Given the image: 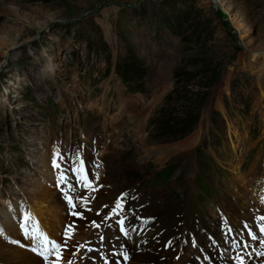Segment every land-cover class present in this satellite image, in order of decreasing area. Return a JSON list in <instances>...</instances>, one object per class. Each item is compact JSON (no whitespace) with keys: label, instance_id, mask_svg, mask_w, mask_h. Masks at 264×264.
I'll return each mask as SVG.
<instances>
[{"label":"rangeland","instance_id":"rangeland-1","mask_svg":"<svg viewBox=\"0 0 264 264\" xmlns=\"http://www.w3.org/2000/svg\"><path fill=\"white\" fill-rule=\"evenodd\" d=\"M189 8L211 18L214 30L210 44L224 65L219 80L207 91L196 127L181 138L163 140L152 120L173 89L171 72L180 56V44L164 29L162 20ZM129 50L146 67L142 89H129L116 70L121 60L128 59ZM125 107L144 114L140 122L146 120L144 125L137 128L133 122L126 123L129 116ZM112 124H126L127 128L116 142L112 140L105 149L99 146L95 156L91 151L98 149L97 134ZM87 137L90 142L85 145L93 144L84 152V156L90 152L83 159L88 173V162L116 149L107 171L118 194L112 202L120 199L124 206L130 198L142 195L136 205L147 204L134 206L131 214L136 215L151 207L149 200L162 191L166 197L160 193L152 206L163 209L165 219L179 213L177 221L186 209L177 212L178 206L185 203L187 237L205 218L200 233L204 227L206 234L199 238L196 249L188 248L189 255L193 250L198 258L203 255L197 253L200 246L213 241L207 231L210 219L223 226L224 236L237 242V230L211 205L221 204L218 199H231L229 211L252 223L250 212L243 217L239 200L235 203L231 195L236 198L235 194H241L239 185L245 189L249 180L257 192L264 189V0H0V223L5 222L6 230L13 219V210L6 212L9 203L17 206L18 213L24 212V205L30 212L33 204L40 208L47 203V190L58 187L62 170L53 166L51 154L63 167L66 163L68 175V167L71 170L74 166L68 159L72 154L81 155ZM55 142L62 147L53 148ZM186 162L193 165L189 169L193 178H188ZM166 167L174 169L171 175ZM158 172L164 175L159 177ZM193 181L194 192L189 187ZM182 186L187 200L180 191ZM92 207V215L98 213L94 202ZM114 212L113 216L119 217V207ZM24 215L16 221L23 222ZM30 219L34 223L31 228L49 243L52 235L41 227L42 217L31 211ZM54 220L48 217L43 222L52 229L59 218ZM160 222L156 239L169 235L167 230L158 232L167 225ZM67 229L61 232L65 234ZM174 233L172 239L180 242L181 233ZM4 237L0 240L6 246L19 248L15 237ZM74 237L68 234L67 239L77 240ZM18 239L24 241L20 235ZM57 240L65 247L72 245ZM38 241L42 251L49 248L52 258H57L52 246ZM23 243L30 245L27 240ZM181 255L178 262L192 256ZM1 263L6 264L0 259Z\"/></svg>","mask_w":264,"mask_h":264},{"label":"bare ground","instance_id":"bare-ground-1","mask_svg":"<svg viewBox=\"0 0 264 264\" xmlns=\"http://www.w3.org/2000/svg\"><path fill=\"white\" fill-rule=\"evenodd\" d=\"M126 111L128 113V116H129V118H127L128 120L126 123L129 124V123L133 122L134 125H136V126L137 125L141 126L142 124L144 125L146 120L144 122H142V124H140V122L145 118L144 114H142L143 116L138 114L137 112H135V110L132 107H127ZM209 112L210 111H207L208 114H209ZM149 114H150V112H149ZM126 128H127L126 124L121 126V127L115 126L114 124H112L110 126L109 125L105 126L103 131H100L96 136L95 142H97V145H98L97 147L100 146V147H103V149H105V147L108 144H110L112 142V140L114 142H116L117 138L120 135H122V133L124 132V130ZM137 128H139V126H137ZM134 131H135V129H134ZM135 132H137V131H135ZM112 149H114L113 152L109 153L111 150L107 151L106 153L102 152L103 155H101L100 157H95L97 155V153H96L94 156L95 158H93L94 161H96V162L90 161L87 164L86 168L89 167V173H88V170L84 168L85 173H86L85 177L82 178V176H81L80 178H78V180L80 182L85 181V180L87 182H90L93 180L94 183L86 186V183L82 182L83 186H85V189L82 188L81 190H78L74 187V183L71 179H67V180L65 178L60 179L59 180L60 183L57 184L58 185L57 188H56V186L54 187L52 185L55 189H49L45 192L46 196H45L44 200H46L47 203L45 202L42 205H40V208L38 205H36L38 203H35V204H33V206L30 207V212L35 211L37 215L42 217L41 227L47 228V230L52 235V239H50L48 245H46V246H51V242H55L56 244H58L57 239H60L62 237L56 235V232H59V230L61 228H63L66 223L71 224V225H72V223H74V226L72 225V228H74V230H73L74 235H76V236L82 235V234L88 235V237L92 239V240H90L91 243H94L95 245L103 244L102 242L97 243V242H93V241L98 240V234L97 233L100 232L101 230L106 235V229H103V225H100L99 227L92 229L90 227L92 224H90L89 222L91 220H95L96 223H99L102 221H103V223H106V222H108V218H107L108 213H111V211L113 210V208H112L113 207L112 197L116 195L117 189L114 186L113 181H110L111 178L107 172L108 167L111 164L113 154L116 152L115 147ZM91 152H93V150ZM194 153L195 152H193V156H194ZM59 155H61V151H59ZM59 155L56 158H59ZM86 155H90V152H87V154H85V156ZM84 157H83V159H84ZM106 159H107V161H106ZM54 162L56 163V161H54ZM54 162H53V164H54ZM188 163L189 162H186L187 165H188ZM191 167L193 168V165L189 164L188 165V174H187L188 178H193V176H194V172H189V169ZM103 168H105V169L103 170ZM193 171H194V169H193ZM55 175L57 177V174H55ZM60 175H61V177H64V174L62 171H61ZM96 176H97V179L94 180V177H96ZM247 177L250 178L249 176H247ZM81 178H82V180H81ZM57 179H58V177H57ZM232 180H234V179H232ZM63 182H65V184ZM223 182H225V181H223ZM226 182L230 183V181H226ZM251 182H252L251 180H249L247 182V184L245 185V189L240 184L239 190L242 193L241 194H235L236 198L234 197V195H231V196L234 198L235 203H237V200H239L237 206H238L239 211L241 212V215L244 217V216H246L247 212H250V214H251L250 220L252 222H255L254 221L255 217L259 218V216H264V189L261 190V192H257L256 189L252 188ZM62 184H64V185H62ZM70 185L73 188L70 187ZM183 187H185V186H182L180 188L181 189L180 191H181L182 195H184V200H187L189 198H187L185 196V193L182 189ZM189 187L192 190V192H194V189H195L194 181H193L192 185H190ZM160 193H162V191H157L155 200H149V206H151V207H149V208L147 207L146 210L140 211L141 213H137L136 215L131 214V217L128 220V222L131 224L133 222L132 221L133 218H137L138 216H144L142 218V220L137 221V222H133L136 224V226H134L135 228L131 230L133 236L135 234H138V235H140V237L132 238L131 241L128 239H121L120 237H118L117 241H115L116 240L115 238L113 240V241H115L114 243L117 245V247L125 248L130 253L131 260L128 264H135V263H138L140 261L144 262V264H205V261H207V258L211 262H213L215 260H221L222 264H241L240 257H239L240 254H239V250H238V248H240V246H237V242H235L233 240H229L226 236H224V230L222 229L223 226H221V224L214 223V221H212L211 219L209 220L210 221L209 224H207V226L208 225L210 226V227L208 226L209 228L207 231H208V234L210 235V237L213 238V241L210 242L208 244V246L205 244H204L205 245L204 247H203V244L200 246V247H202L201 250L203 252H200V249H198L199 251L196 250L197 253L199 254V256H201L203 254L199 258L195 253H193V250H192V254L190 251V254L192 255L191 256L192 259L187 258V260L185 259V261H184V258H182L183 260L181 259L178 262V260L174 256L175 253L172 254V251H168L169 253H167V251H165V249L162 246L157 245L155 242L156 236H157V229H158L157 221L158 222L161 221L160 217H161V215L164 214V210L159 208L157 205L152 206V204L157 201V198H158ZM73 195L75 197H78V198L81 197V198H83V200H92V203L94 202L95 206L98 209V213L94 211L95 213H94V215H92V212H93L92 211V203L90 205L91 207L89 205H85V206L89 207V211L82 210L79 206H77L75 204ZM162 195H164L166 197L165 194L162 193ZM140 196H142V195H140ZM139 197L133 199L131 204L132 203H135V204L139 203V200H138ZM146 197L148 198L147 195H146ZM63 199H65V200H63ZM63 201H64V203H63ZM69 201H71V203ZM169 201L176 203V201H173V200H169ZM229 201H231V199H227L226 202L222 201L221 199H218V202H222L220 204L221 207L220 206L219 207L224 211V212L222 211V213H221V214L224 213V215H223V217L225 216L224 219H226L229 222L230 226L232 228H234L235 231L237 230L236 231L237 237L240 235L238 240L242 241V243L245 245L246 249L248 250L246 252V257H245L246 264H264V243H262L260 240H256L255 245H253L252 241L255 239H253L252 237L254 234L251 231H249L246 226H244V224H243L244 222H243L242 217L239 218V217L235 216V214H233L234 211H233V213H231L229 211V208L231 207V204ZM35 205L39 209L35 208ZM216 206H218V205L214 204L212 206V210L215 209ZM183 208H186L184 210V214H185L188 211L187 206H185V203L180 204L178 206V209H177V206H176V208H173V209H177V212H179V210L183 209ZM14 211L15 210H13L14 217L11 221V226H8L9 229L6 230V234H9L10 232L18 231V228L16 225V222H17L16 220H17V218L19 219V217H18V214L16 215V212H14ZM59 211H63V214L62 215L58 214ZM30 212H29L28 217H30ZM235 212H237V211H235ZM46 215H48V216H46ZM78 215H81V216H78ZM48 217L55 218V220H57L59 218L58 223H56V222L53 223L52 229H50L51 227L48 226V224L43 222L45 219L47 220ZM236 217H237V220H236ZM7 218L10 219L11 216L8 215ZM178 218H179V213H178V217L175 218L176 221ZM74 221H76V222H74ZM167 221H168L167 222L168 225H170L172 223H174V224L176 223L175 220H174V222L172 220H167ZM141 222L143 223V227L138 226ZM207 222L208 221L206 220L203 223V225ZM25 223L26 222L24 219L22 222L24 227H26L28 225L31 228L32 225H34V223L31 221V219H28L27 223L26 224ZM3 224L6 227L5 222H3ZM161 224H163V223L160 222V225ZM168 225H164V229L169 231V233H170V229H169ZM18 227H21V225L18 224ZM14 228H16L17 230L15 229L16 231H13L12 229H14ZM203 228L204 227H202L203 232L198 234L197 241H200L201 239L199 240V238H202L206 234ZM221 229H222V231L220 233ZM25 231L26 232H24V234H22V237L24 238V241H26V240L29 241V243H30L29 246L25 245V243H23L24 241H20L18 239L19 235H17V234H16L17 236H15V238H16L15 240H16V243L19 245V248L13 246L14 244H10L7 241H6V243H8L9 245H11L13 247L6 246V244L1 242V240H0V259L2 261H4V263H6V264H58V262H59L60 264H87V259H85L84 261L79 260V261H77V263L70 262L73 259V258L71 259L70 256L75 254V250H70L71 248L69 250H67L65 252V256L62 255V257H60L59 260L57 258H52V254L50 255V257L52 259H47V258L45 259L47 251H42V250H44V247L42 246L41 242H39L38 240H35V237L30 236L28 234V230H25ZM158 232H160V231H158ZM26 233H27V235H26ZM246 235H247V238H245ZM143 236L150 237L151 241H149L147 239H146L147 240L146 241ZM254 236H256V235H254ZM88 237H85L86 239L83 240L84 243L87 242ZM153 237H155V240L152 239ZM9 238H12V237H9ZM82 238H84V237H82ZM133 239H135V240H133ZM42 241L45 243L44 239H42ZM215 241H216V245H214ZM70 246H72V245H70ZM254 246H255V249H253ZM20 248L26 249L27 251H23ZM188 248H187V250H188ZM52 250L54 252V249H52ZM35 251H39V253H41L43 257L41 258L39 256H36L34 253ZM80 253H82V251ZM91 254L94 256V254L92 252H91ZM181 256H183V254ZM203 257H204V259H203ZM178 259H180V257ZM202 259H203V261H202ZM1 264H3V263H1ZM92 264H100V263L97 261V262L92 263Z\"/></svg>","mask_w":264,"mask_h":264},{"label":"trees","instance_id":"trees-1","mask_svg":"<svg viewBox=\"0 0 264 264\" xmlns=\"http://www.w3.org/2000/svg\"><path fill=\"white\" fill-rule=\"evenodd\" d=\"M162 24L177 38L180 56L172 67L173 89L152 122L160 138L177 139L196 127L207 91L219 80L224 64L210 44L214 30L211 18L200 10L189 8L172 14ZM126 55L128 59L121 60L116 70L129 89H142L146 67L130 50Z\"/></svg>","mask_w":264,"mask_h":264},{"label":"snow or ice","instance_id":"snow-or-ice-1","mask_svg":"<svg viewBox=\"0 0 264 264\" xmlns=\"http://www.w3.org/2000/svg\"><path fill=\"white\" fill-rule=\"evenodd\" d=\"M53 166L57 167L58 165H56L55 162H54ZM61 179H63V177H61ZM69 202L71 203V201H69ZM28 219H30V217L26 216L25 217V222H27ZM261 219H264V217H262ZM261 232H264V227L261 228ZM26 235H27V233H26ZM69 238H70V236H69ZM252 238L256 239L257 237L253 235ZM43 239H44L45 245H46L48 243L47 237H44ZM262 243H264V241H262ZM51 246L57 252V259L59 260L60 259V256H59L60 245L56 244L55 242H51ZM46 258L47 257H45V259Z\"/></svg>","mask_w":264,"mask_h":264}]
</instances>
